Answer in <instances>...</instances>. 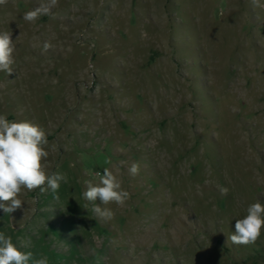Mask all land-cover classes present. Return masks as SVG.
I'll return each mask as SVG.
<instances>
[{
    "label": "rangeland",
    "instance_id": "rangeland-1",
    "mask_svg": "<svg viewBox=\"0 0 264 264\" xmlns=\"http://www.w3.org/2000/svg\"><path fill=\"white\" fill-rule=\"evenodd\" d=\"M41 2L0 6V114L43 128L68 181L24 189L0 231L48 264H264V230L227 239L264 203V0H58L24 20ZM106 167L130 193L108 222L83 198Z\"/></svg>",
    "mask_w": 264,
    "mask_h": 264
},
{
    "label": "clouds",
    "instance_id": "clouds-1",
    "mask_svg": "<svg viewBox=\"0 0 264 264\" xmlns=\"http://www.w3.org/2000/svg\"><path fill=\"white\" fill-rule=\"evenodd\" d=\"M9 0H0V6L7 5ZM58 0H43L33 10L27 11L23 19L34 22L41 15H53L52 9L57 6ZM18 38V37H17ZM51 47L45 42L43 48L47 51ZM15 44L11 31H0V72L8 76L14 73ZM48 144L47 136L43 128L31 121H10L5 114H0V210L11 214L23 205L19 198L24 189L34 191L39 189L41 193L51 190L57 193L61 182L67 183L66 174L56 171L48 173L44 160L49 156L45 150ZM140 172L138 162H132L128 167V173L135 177ZM98 183L86 180V190L83 198L92 202V211L104 222L114 219L115 213L111 208L101 207L115 203L123 206L130 198V193L122 187L117 175L109 168H104L103 174L96 173ZM221 194L226 195L228 188L220 189ZM56 199H59L57 196ZM97 199L101 202L96 204ZM264 230V203L257 200L248 205L246 215L236 219L235 232L230 239L235 245L254 244ZM30 240L19 241V246L13 243L12 237L0 231V264H48L47 257L33 258L31 251L21 249L29 247Z\"/></svg>",
    "mask_w": 264,
    "mask_h": 264
}]
</instances>
